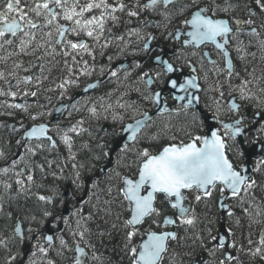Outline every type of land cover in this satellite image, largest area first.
<instances>
[{
    "label": "snow or ice",
    "instance_id": "1",
    "mask_svg": "<svg viewBox=\"0 0 264 264\" xmlns=\"http://www.w3.org/2000/svg\"><path fill=\"white\" fill-rule=\"evenodd\" d=\"M133 20L139 21L137 26L128 27L124 34H114V28L122 23L131 25ZM152 28L158 30L163 39L178 45L173 56L177 61L183 60L189 74L183 77L182 83L171 78V74L180 73L183 68L170 61L165 50L160 48V54L151 57L160 71L149 68L137 77L145 90L141 92L138 87L136 91L141 92L142 98L154 105L156 111L150 114L144 110L140 112L142 119L124 126L128 143L119 146L122 156L116 161V167L110 172L105 171L108 186L101 189L96 180L87 200L81 198L80 205L91 204L95 213L85 214L84 208L77 205L69 210L68 215H57L54 209L47 207L53 204V198L38 191L43 185L37 182L36 170L44 174L45 165L51 168L52 161L45 157V162L39 163L34 158L46 150L44 141L48 142L49 148H57L56 141L49 134L53 128L47 123H34L23 131L22 137L16 141L17 146L24 149L23 153L0 167V178H3L0 179V188L3 189L0 218L12 221L11 234L0 232V249L5 252L3 264H17L18 260L19 264H56L49 258L51 251L57 256L74 252L73 264H88V261L102 264V256L91 237H111L112 233H94L89 223L94 216L104 224L108 223L106 217L113 219L111 229L123 236L119 250L130 257L131 264H165L166 260L175 264L178 254L170 245L188 240L189 232L193 244L211 257L192 259L191 264H244L241 254L250 259H264V227L260 228L257 239L253 238L252 232L254 226L264 225V198L257 201L256 190L261 185L254 175L264 168V145L254 142L261 152L255 158V166L241 162L245 159L242 149L235 150V161L228 155V142L246 134L245 117L240 115L242 104L237 102L233 93H238L241 101L255 100L257 107L264 105V69L257 74L256 67H249L258 53L264 62V0H2L0 97L13 101L18 97H36L48 79L45 71H52L51 67L46 68V63L61 62L67 74L56 84V89L63 96L67 86L78 84L77 71L80 75H91L95 70L83 57H91L94 61L97 48L103 55L105 49L116 42L123 53L129 43H135L138 47L131 54H150L152 44L157 40V36L148 31ZM126 37L133 39L128 41ZM209 45L215 49L218 59H213L211 51H202ZM253 48L256 51H252ZM22 57H34L35 62H25ZM107 59L111 62L113 57ZM237 62L241 65L239 71ZM77 65L81 67L78 69ZM133 65L135 70L143 68L141 61H133ZM33 68L35 72H32ZM121 69L126 72L125 78L132 74L123 65L108 71L110 76L116 77ZM100 71H105L103 66ZM21 72L31 74L21 76ZM164 77H167L168 87L174 90L170 95L176 103L171 107L164 89L156 88L157 83H165ZM234 79L239 83L233 84ZM95 86L89 84L84 91ZM56 89L48 88L47 91ZM201 92L216 94L209 97L214 106L211 119L221 126L210 128L206 135L196 134V129L203 127L205 122L200 111ZM226 93L232 97L228 101V112L236 117L232 122L221 119L225 114L222 109ZM0 106L27 113L32 121L52 114L40 111L33 115L29 111L30 105L9 103L8 99ZM120 107L131 105L121 104ZM55 111L62 115L64 107ZM89 111L92 115L97 114L95 107ZM164 114L184 117V121L178 125L166 123L158 135H141L144 129L155 123V116ZM259 115L254 113L253 119ZM113 119L122 121L123 117L113 116ZM83 123L81 120L67 128L55 127L61 143L69 150V159H75L71 155L73 136L69 133L79 135L86 131L81 127ZM0 127L8 125L0 124ZM19 130L11 128L12 132ZM173 130L182 135H169ZM257 130L264 134V123ZM162 137L171 142L156 151L151 150V143L144 145V141L155 142ZM103 155L107 157L109 154L105 152ZM129 156L134 158L129 159ZM5 158L6 154L0 151V159ZM72 167L75 169L77 165ZM118 168L134 169L136 178L122 175L116 170ZM114 180L119 181L115 189L112 186ZM79 181L77 172V189L83 187ZM217 188L219 195L215 205L221 214L197 213L189 202V194L195 204H200L210 200ZM13 190L17 197L23 194L26 203L35 197L45 205L39 218L31 209L18 203L13 210H5L6 204L11 208L14 197L8 193ZM102 194L107 198H102ZM229 200L234 203L230 204ZM158 204H167L171 214ZM121 212L127 213L123 219ZM170 226L174 230H168ZM99 227L97 224L96 228ZM180 228H183L184 236L179 234ZM237 230L241 231L238 233ZM65 233L69 239L65 238ZM137 237L139 243H136ZM15 245L24 251L19 248L13 251ZM118 247L114 246L113 250ZM184 255L194 257L195 251Z\"/></svg>",
    "mask_w": 264,
    "mask_h": 264
},
{
    "label": "flooded vegetation",
    "instance_id": "2",
    "mask_svg": "<svg viewBox=\"0 0 264 264\" xmlns=\"http://www.w3.org/2000/svg\"><path fill=\"white\" fill-rule=\"evenodd\" d=\"M0 6H2V0H0ZM138 23H139V21H137V20H133L131 25H126V24L122 23L119 27L114 28L113 32H114V34H117V35L124 34L128 27H135L138 25ZM175 23H179V21H176ZM169 30L171 31L172 29L170 28ZM148 31L153 32L157 36V40L154 41L152 44V51L150 54H147V55H144V54L133 55V54H131L132 50L138 47V45L135 43H129V47L123 52V54H120L121 53L120 48H118L117 43L114 42L112 45H115V47L112 48V53L109 54V56L113 57L111 62L108 61V59H107L108 57L106 56L108 54L107 53L108 48L105 49L103 55L100 54L99 49L97 48L95 50V57L96 58L94 61L92 60L91 57H88V56L83 57V59L88 60L89 65L93 66L95 70L92 71L91 75H80L79 71H77L76 75L78 76V84L77 85H69V88L71 90H75L77 92L75 94H73L72 97L69 99H68V92L64 93L66 96V98H65L66 101L57 105V107L54 109V112L52 114L50 121L47 122V124H50L53 128V130L49 134L52 136L53 140L56 141L57 148L56 149L49 148L48 142L44 141L45 146H46V150L34 158L37 162L40 163V160L42 158H45V157L50 158L51 157V161H52V167L51 168H54V164H55L54 163V157H55L54 154L56 153V155H58L59 157L61 155H64L63 150L66 151L68 148L63 144L61 147L58 146L59 145L58 144V134L55 131V126L60 124L61 128L69 127L65 124L66 118L69 115L67 113L68 112L70 113L77 103L85 100L87 98V95L84 97H79L73 104H71V106L64 112L63 116L56 122L53 121L55 110L61 105L69 104L71 102L72 98L77 94H81L84 91V89L88 87L89 84H96L99 82L98 86L92 92L97 91L98 88L107 81L108 82L110 81V84L114 83L116 86H120L122 89L123 88L126 89L127 90L126 92H128V98L130 99L131 96H133V97L130 99L129 103H127L128 105H131V107H125V108L128 111H130L131 113H133L132 108H135L136 106L139 107V111H138L139 113L132 116L131 121H133V120L142 118L140 115V112L147 110L149 113H151L155 110L154 105L149 104L148 102H146L142 98L141 92H143L145 90V86L142 85L140 82H138L137 77L140 75L141 72H143L149 68H152L154 71H160V69L157 68L153 64L152 59H151V57L160 54V48H163L165 50V52L167 53V58L170 61H174L177 67L183 68V71L181 73L189 74V69L184 65L183 60L177 61L175 59V57L173 56V51H174V49H176L178 47V45H176L173 41L163 39L160 36L159 31L154 29V28L148 29ZM132 39L133 38L126 37V40H128V41H131ZM202 51H211L213 59H218V57L216 55V51L211 45H209L207 48H203ZM2 54L3 53H0V55H2ZM21 59H23L25 62H28L30 60L35 62L34 57H22ZM56 59L59 60L60 57H57ZM113 60H114V62H113ZM133 61H141L143 63V68L135 70L134 65H133ZM119 65H123L124 69H127V72H130L132 74L130 76H127V78H125L126 72L123 69H121L118 72V75L116 77L110 76L108 70L109 69H116L117 66H119ZM205 65L207 66V60H205ZM101 66H103V68L105 69V71L103 73H101V71H100ZM47 67H51L52 71H51V73H48L47 71H45L44 74L48 76V79L44 82L43 87L51 84L52 78H54L55 76H60L62 73H64V71H66L63 68L62 62L60 64H53V65H49L46 63V68ZM57 67H59V68H57ZM80 67H81L80 65H77L78 69ZM240 69H241V65L239 62H237V70L239 71ZM35 71H36V69L33 68L32 72H35ZM241 73H243V72H241ZM257 73H259V72H257ZM26 74H31V72H29V73L21 72L20 73L21 76L26 75ZM178 74L179 73H175V75H178ZM163 79L165 80V83L163 85L157 83L156 88L158 90L161 88L164 89V94L167 97L168 106L171 107L176 102L174 100H172L171 95H170V91L166 89L167 77H164ZM180 82L181 83L183 82V78H181ZM138 87L141 89V92L136 91V88H138ZM29 88L31 90H35L31 86H29ZM58 92L60 93L59 89H58ZM57 93H55L53 95V97L51 98V101L49 103H46V105H49V104L53 105V101L55 100ZM200 96H201V102H200L201 109L204 111V113L207 116H212L209 114V112H211V110H210L209 106L207 105V103L209 101H211L209 99V97L212 96V93L211 92H208V93L201 92ZM233 97L237 100L238 103L242 104V108L240 110V115L245 117L244 122H245V126H246V129H245L246 130V136H245L246 148L251 149L254 145V142H257V141L259 144L264 145V134L259 133L257 130L258 126L261 123H264V111H262L260 109H256L254 106H252V103L255 102V100L241 101L240 99H238L237 96L233 95ZM128 98H126V99H128ZM231 98L232 97H229L227 95V93H226L225 97L223 98V104L225 103V100H227L225 103L226 104V110L224 111V113H225L224 117L225 118H223L225 122H232L236 118L234 113L228 112V101ZM5 99H8L9 103H26L28 105H30L32 103H36L37 101H40L38 99V95L36 97H22V98L18 97L15 101H13L11 98L0 97V104H2V102ZM130 109H132V110H130ZM45 110H46V106L44 107V109L42 111H45ZM5 112H11L12 115H0V124L8 125V127H0V151H3L6 154L5 159H0V167L6 166L11 160L17 159L18 156L23 153L24 149L22 147H18L16 144V141L22 137L23 131L25 129L32 126L30 124V121H28V119H29L28 114L21 112L20 110L0 106V113H5ZM249 112H251V113H249ZM254 113H260V116H261L260 121L253 119ZM164 115H166V114H164ZM158 117H160V116H156L154 118V120ZM63 119H64V122H63ZM36 123H41V122L39 120ZM21 126H23V127H21ZM12 127H15L17 129H20V130L17 132H12L11 131ZM123 127H124V125H123ZM123 127H122V130H123ZM220 127L221 126L217 123V128H220ZM122 130H121V134H122ZM103 131L107 133L108 128L104 129ZM221 134H223L222 128H221ZM69 135H72V134L69 133ZM232 143L235 144L237 146V148H239L237 141H232ZM110 153H111V151H109V153H108L109 155L107 156V159L109 158ZM107 159H106V162H107ZM115 161H116V156H114V163L112 164V167L108 170L109 172L111 171V169L115 165ZM242 162L245 163V159ZM105 164L107 165L108 163H105ZM105 164L101 165L100 168L103 167ZM21 166H23V165H21ZM252 166H255V161L252 163ZM67 168H68V170H66V171L69 172L70 167H67ZM98 173H99V175H98ZM98 173L96 172L93 177L87 176L84 182H80L82 185L84 184L83 186H84V189L86 188L85 190L91 189V185L95 179H100L102 175H104V176L106 175L103 172L98 171ZM254 175H255V178L257 179V181H259L258 178H261V179L263 178V180H264V172L262 169H261V173H256ZM0 179H3V178H0ZM258 183H260V182H258ZM63 186H64V188H63ZM15 187L16 186L14 185L13 189H15ZM84 189L83 190H81V188L77 189L75 187V182H73V181L69 182V183L65 182L61 187H59V190H61V192L63 191L62 192L63 194L59 198H54V196L52 197L54 205H59L60 207H61V205H63V207L61 209V213H59L57 215H65L64 214L65 206L67 205L69 208H73L71 206L72 202H74L78 205V200L83 198V196H84V193H85ZM256 191H257L256 196L260 195V197L257 198V201H260L262 198H264V185H261V187L258 188ZM64 193H67L69 195V198H65ZM9 194H11L13 197L17 196L15 190L8 193V195ZM89 194H90V190H89ZM218 195H219V192H218V188H217V191L214 193L213 196H215L217 198ZM33 201L35 202L34 203L35 205L38 204V201H36V199ZM189 202L193 204V207L195 208V210L198 213L200 211V208L205 206L204 202H201L200 204H195L191 198H189ZM231 202H232V200H229L230 204H231ZM17 203L19 204V201L16 198H14L11 201V208L8 206V204H6L5 210L6 211L13 210V208H15V205ZM216 210H217V208H216ZM217 213H218V215L221 214L218 211H217ZM85 214H86V212H85ZM237 214L242 215L241 213H239V211H237ZM11 224H12V221H7L3 218H0V232L11 234ZM261 227H264V225H257V226H254V228L252 229L254 239L258 238V235H259L258 233H259ZM168 230H171V229L169 228ZM178 231H179V234L181 236L185 235L183 228H180ZM237 231L239 233V231H241V230H237ZM244 231H247V229L245 228ZM190 233L191 232H189L187 234L190 237L188 240H181L179 243L173 242L170 245V248L173 249L174 252L178 254L176 256L175 264H191L192 259H200L201 257H204L205 259H211V257H208L207 254L202 252V250L199 247H196L193 244V242H192V245L195 246L193 248L195 251V256L194 257H188V256L184 255V253L189 252V247L191 245L189 243V240L191 239L192 234H190ZM65 236H68L67 233H65ZM136 243H137V241H136ZM112 247H114V245H112ZM17 248H19L21 251H24V249L21 248L19 245H16V249ZM16 249H14V250L16 251ZM55 254H56L55 251L50 252V256L53 255L55 258H57V259H55L56 264H60L61 263V261L59 260L60 256L59 257L57 255L55 256ZM4 255H5V252L2 249H0V264H3ZM171 255H172V253H170V256ZM119 259H120V254L117 252L116 258L112 259L111 262L115 263L116 260H119ZM241 259L244 261V264H264V259H261L260 257H257L255 259H250L247 255L241 254ZM123 260L124 261H122L121 264H131L130 257L124 258ZM17 264H19V260H18ZM165 264H169V261L166 260Z\"/></svg>",
    "mask_w": 264,
    "mask_h": 264
},
{
    "label": "trees",
    "instance_id": "3",
    "mask_svg": "<svg viewBox=\"0 0 264 264\" xmlns=\"http://www.w3.org/2000/svg\"><path fill=\"white\" fill-rule=\"evenodd\" d=\"M252 51H256V49L253 48ZM251 67H256L257 72L259 73L261 69H264V62H261V60L259 59V53L257 54V59L255 61H252L250 68ZM116 88L118 90L117 92H121L120 91L121 87L116 86V85L112 86L110 84V81L109 82L107 81L103 85H101L98 88V90L93 93L98 96L94 100L95 104L102 103V101L106 97L111 96V94L115 92ZM100 91H103L102 96H99ZM90 97L91 96L87 97V99ZM65 98H66L65 94L61 96V94L58 92L55 100L53 101V105L51 104L47 105L45 111L51 112L53 114L54 109L57 107V105L66 101ZM52 114L50 116L43 117L42 119H40V122L41 123L49 122L52 117ZM209 114L212 115V111L209 112ZM81 118H82V115H81ZM84 118L90 121L91 119L90 114L85 113ZM223 118H225L224 115L221 116V119ZM130 120L131 119H128L126 122ZM154 121L155 123H153L149 128H147L143 132L142 135H148V136L158 135L160 134V130L164 128L166 123L178 125L184 121V117L169 116L168 114H166L164 116H160L156 118ZM63 122H64V119H63ZM104 126H107V125H104ZM59 127H61L60 124H59ZM108 127H109L108 132L104 134L103 128H102V122L98 121L96 122L94 126H91L90 128L91 133L88 131H82L79 133V135L72 134L73 147L71 151L78 154L77 159H76L77 167L74 170H72L71 169L72 167H71L70 171L67 172L66 170H68V168L63 166L58 161L57 158H59V156L56 155L55 153L54 154L55 156L54 157V163H55L54 168H48L47 165H45L44 174H41L38 170H36L37 182L43 185V187L38 190L40 194L49 195L51 197L54 196V198H59L63 194L62 193L63 191L61 192L62 189L59 190V187H61L65 182L69 183V182H72L73 180L76 181V178L73 177L72 175L73 171H77L79 173V177H80L79 182H84L87 176L93 177L96 172L98 173V169L100 168V166L106 163L107 157H105L103 154L105 152L109 153V151H111L113 144L121 137V130H122L123 125H121V127H118V126H115V127L108 126ZM171 134H177L178 136L182 135L179 133H175V130H173L172 133H169V135ZM196 134L204 135L205 126L203 125V127H198L196 129ZM170 142L171 141H169L166 137H162L160 140L155 141V142L144 141V145L151 143V150L156 151L162 145H166L167 143H170ZM228 143H229V151H228L229 158L235 161L236 157L234 155V152L238 148L235 144L232 143V141L231 142L229 141ZM144 145H138L137 147L144 146ZM130 147H132V145H130ZM121 154H122L121 152L116 154V161L120 159ZM60 158H62V155L60 156ZM129 158L133 159L134 157L129 156ZM47 160L51 161V157L47 158ZM116 161H115V165L113 166V168L116 167ZM44 162H45V158H42L40 160V163H44ZM61 168L63 169V171H61ZM116 170L120 171L122 175H129L132 178H136V173L134 169L128 170L126 168H118ZM262 170L264 172V168H262ZM52 173H55L56 175L53 176ZM96 180L99 181L101 189H105L108 186V176L107 175L105 176L102 175L100 179H95L94 181ZM258 180H259L258 182H260L261 185H264L263 178L262 179L258 178ZM118 183L119 181H115V180L112 182V186L114 189ZM33 191H37V189L33 188ZM9 195L12 196L11 194ZM89 195H91V192ZM113 195H115V192L113 193ZM29 196H31V194H29ZM32 198H35V197H31V199H29L27 203L25 202V198H24L23 201L21 200V202H19V204L28 207L37 215V217H39L40 211L43 207H45V205H43L41 202H38V204L35 205L34 204L35 202L33 201ZM102 198H107V197H104L102 194ZM189 198H191V194H189ZM160 199L162 200L163 197H160ZM215 201H216L215 196H213L210 200L204 201V204H207V208H205V206L200 208L199 214L203 215L205 212H207L209 215L213 213H216L218 215L217 210H216ZM47 207L50 209H54L55 214L61 213V208L59 205L52 204V205H47ZM82 207L84 208V211L86 212V214L88 212L95 213V209L92 207L91 204L85 203L83 204ZM158 207H161L167 210V214H171V210L168 209L167 204H162V205L158 204ZM117 211H120V210L117 209ZM126 216H127L126 212H121V219L125 218ZM105 219H108L107 224L102 223L99 217L94 216V220L89 223L94 233L97 231H106V232L110 231L112 233L111 237L107 235H105L104 237L93 235L91 237V242L95 244L98 254L102 256V264H121V262L124 261L123 260L124 258L129 257L125 252L119 250V248H122V241H123L122 233L117 230L111 229V224L114 222L112 218L106 217ZM97 224L100 225L99 229L96 228ZM155 230L160 231L161 229H155ZM65 238L69 239L68 236H65ZM136 239L138 243L140 238L137 237ZM192 242H193L192 239H190L189 243L191 245L189 247V251H192L193 248L195 247L192 245ZM70 245H71V241H70ZM112 245L119 246V247L117 248L116 251H114L113 250L114 247H112ZM117 252L120 254V259L116 260L115 263H112L111 261L112 259L116 258ZM74 256H75L74 252H66L64 256L59 257V260L61 261L60 264H73ZM49 258L54 259V260L57 259L53 255L50 256V253H49ZM89 264H93V262L89 261Z\"/></svg>",
    "mask_w": 264,
    "mask_h": 264
},
{
    "label": "rangeland",
    "instance_id": "4",
    "mask_svg": "<svg viewBox=\"0 0 264 264\" xmlns=\"http://www.w3.org/2000/svg\"><path fill=\"white\" fill-rule=\"evenodd\" d=\"M114 47H115V45H111L108 48V51H107L108 54L106 55L107 57H109V54L112 53V48H114ZM120 54H123V53H120ZM114 60H113V62H114ZM250 66H251V64L249 65V67ZM65 72L66 71H64V73H62L60 76H55L54 78H52V82L48 86H44V87L42 86V88L38 92V99L40 101H37L36 103L30 104L31 107L29 108V111L33 115H35L37 112L42 111L44 109V107L47 106L46 103H49L51 101V99L49 101V97L52 98L53 95L58 92V89H56V84L61 82L62 78L66 75ZM241 75H243V73H241ZM237 83H239V81L234 79L233 80V84H237ZM111 85L113 86L115 84L113 83ZM48 88H53V89H56V90L49 92V91H47ZM69 89H70L69 86H67L68 99L71 98L72 95L77 92L75 90H71V89L69 90ZM117 91L118 90L116 88L115 92H113L111 94V96L106 97L102 101V103L95 104L94 100H95L96 97H98L96 94L90 95L91 96L90 98H88V99L86 98L82 102L77 103L75 105V107L72 109V111L70 113L69 112L67 113L69 115L66 118V123L65 124L70 127L72 125H75L77 123V121H81L82 120V121H84V123H83V125L81 127L86 129V131H88L90 133H91V131H90L91 126H94L96 124V122H98V121L102 122V128H104L103 127L104 125H107V126H110V127H115V126L121 127V125H124L125 122L128 119H132L133 115H136V114L139 113L138 112L139 111V107L136 106L135 108H132L133 109V111H132L133 113L128 111L125 107L121 108L120 105L121 104L128 105L127 103H129L130 99L133 96L130 95L131 97L129 99L128 98V92H126L127 90L124 89V88L123 89L120 88L121 92H117ZM102 95H103V91H100L99 92V96H102ZM215 95H216L215 93H212V96H215ZM233 95L237 96L238 99H239V94L238 93H233ZM126 98H128V99H126ZM226 101L227 100H225V103H226ZM225 103L223 104V109H222L223 112L226 110V104ZM99 104H100V106H99ZM109 105H111V107H108ZM207 105L209 106L211 111L214 110V106L211 105V101H209L207 103ZM41 106H44V107H41ZM98 106H99V108H98ZM252 106H254L256 109H260V110L264 111V105H261L260 107H257V102L256 101L252 103ZM92 107H95L97 109V114L96 115H92L90 113L89 109L92 108ZM132 109H130V110H132ZM85 113L90 114V118H91L90 121L84 118ZM81 115H82V118H81ZM113 116L123 117V120L122 121L120 119L114 120ZM28 121H30V124L33 125L34 123H36L39 120L32 121L29 118ZM88 126H89V128H88ZM70 134H72V133H70ZM58 144H59L58 146H60V147L62 146V143H61V141L59 139V135H58ZM63 154L64 155H62V158H60V157L57 158L58 161L63 166H65V167L67 166V167L71 168L73 164L77 165V162H76L77 155H78L77 153L71 151V155L75 156L74 160L69 159L70 153H69L68 149L66 151L63 150ZM121 156H122V154H121ZM121 156H120V158H121ZM71 169L74 170L73 167ZM76 173H77V171H73L72 172V175L75 178H76ZM73 182H75V180H73ZM63 188H64V186H63ZM83 189H84V186L81 188V190H83ZM85 189H84V191L86 193ZM0 194H3V189L2 188H0ZM256 197L258 198V197H260V195L256 196ZM14 198H16L19 202H21V200L23 201L25 197H24L23 194H21L19 197L15 196ZM231 203H234V201H232ZM71 206L74 207L75 203L72 202ZM62 207H63V205H61L60 208L62 209ZM81 243H82V246H83V242H81ZM88 263H89V261H88Z\"/></svg>",
    "mask_w": 264,
    "mask_h": 264
},
{
    "label": "water",
    "instance_id": "5",
    "mask_svg": "<svg viewBox=\"0 0 264 264\" xmlns=\"http://www.w3.org/2000/svg\"><path fill=\"white\" fill-rule=\"evenodd\" d=\"M185 75H188V74H183V73L180 72L178 75L171 74V78H177L178 79V83H181L180 82L181 81V78H183ZM98 84H99V82L96 83V84H94L96 86L93 87V88H90L87 92L83 91L81 94L75 95L72 98V100H71V102L69 104H67V105H61L58 108H61L63 106L64 107L63 114H64V112L71 106V104H73L79 97H84V96L88 95L89 93H91L98 86ZM166 89L169 90L170 93L172 91H174V90L170 89L168 87V85L166 86ZM155 111H156V109L153 112H151L150 114L155 113ZM200 111H201V115L205 118L204 124H205V135H206V134H208L210 128H217V124L211 119V116H207L204 113V111L201 109V105H200ZM249 113H251V112H249ZM63 114L61 115L57 111H55L53 121L54 122L58 121L63 116ZM140 119H142V118H140ZM255 120L260 121L261 120V116L260 115L257 116L255 118ZM131 123H135V121L134 122H131ZM127 124H129V123H127ZM126 135L127 134L122 131L121 137L112 146V151H111L110 156L108 158V164L107 165H104L103 167H101L100 170H99L100 172L105 173L106 170L108 171L111 168V166H112V164L114 162V156H115V154L120 151L119 146L122 143H128V141L125 139V136ZM245 136H246V134L244 136L237 137L236 141L238 143L239 148L242 149V150H244V152H245V163L252 166V163L255 161V158L257 156H259L261 154V152H260V148L257 147V146H255V143H254V145H253V147L251 149H247L246 148V143H245ZM259 145H261V144H259ZM86 197H87V193L84 194L83 199H86ZM80 201H81V199L78 200V204H80ZM68 212H69V210H68V208L66 206L65 207V210H64V214L65 215H68ZM169 228L171 230H174L172 228V226H170Z\"/></svg>",
    "mask_w": 264,
    "mask_h": 264
},
{
    "label": "bare ground",
    "instance_id": "6",
    "mask_svg": "<svg viewBox=\"0 0 264 264\" xmlns=\"http://www.w3.org/2000/svg\"><path fill=\"white\" fill-rule=\"evenodd\" d=\"M64 197L65 198H69V195L67 194V193H64ZM33 200H35L34 198H33ZM74 203V202H73ZM72 204V203H71ZM75 206H77V204L75 203ZM14 249H16V245L13 247V251H15Z\"/></svg>",
    "mask_w": 264,
    "mask_h": 264
}]
</instances>
